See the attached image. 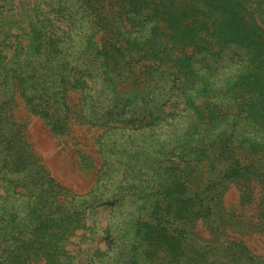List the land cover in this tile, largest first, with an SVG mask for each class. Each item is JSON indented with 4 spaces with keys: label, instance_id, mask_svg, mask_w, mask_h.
Masks as SVG:
<instances>
[{
    "label": "rangeland",
    "instance_id": "rangeland-1",
    "mask_svg": "<svg viewBox=\"0 0 264 264\" xmlns=\"http://www.w3.org/2000/svg\"><path fill=\"white\" fill-rule=\"evenodd\" d=\"M122 2L0 0V264H264V0Z\"/></svg>",
    "mask_w": 264,
    "mask_h": 264
},
{
    "label": "trees",
    "instance_id": "trees-1",
    "mask_svg": "<svg viewBox=\"0 0 264 264\" xmlns=\"http://www.w3.org/2000/svg\"><path fill=\"white\" fill-rule=\"evenodd\" d=\"M126 2H127V0H123V2L121 3V6L119 7L121 10H123V6H124V5H128ZM215 3H216V4H219V5H215V6H212V7L217 8V11H218V12H220V11L223 10V9H224V11H229V10L240 11L239 13H241L242 15L240 16L239 19H237L238 22H239V24L241 23V26L244 25L245 28L248 29V30H249V29H251L252 31H254V30H258L257 27H256V25H255V23L252 22V21L255 19V17H254V13H253V12H251V11H247V10H243V8L240 7L238 4H236V5H232L231 3H230V4L223 3V2L218 3V0H215ZM153 4H154V2L151 1V3H150L149 5H147L146 8H147L149 11H152V9L150 8V5H153ZM224 6H225V7H224ZM252 11H254V9H252ZM123 12H124V13H123V16H125L127 11H123ZM121 23H122V22H121V20H120L119 24L121 25ZM35 36H36L35 31L33 30L32 26L29 25V27H28V31L23 35V38H25L24 41H27V43H28V49H29V50H37L38 54H37L36 57H39V55H40V50H41V43L36 42V38H35ZM18 48H21V47H18ZM100 50H101V51H100V54H102V56H103V57L101 58V61H102V62H106L107 59H108L109 57H107L106 52H105L103 49H100ZM260 76H263V73H262V72H260ZM29 87H33L34 90H35L36 88H39L38 93H40V100H42L43 102L46 101L47 96H48V92H46V91H47L48 89H47V87L44 85L43 82L40 83V84L37 83V82H35V83H33V84H30ZM27 89H28V87H24V88L22 89V91L20 92V97L23 98L24 100H27V101L30 102L28 106H29L30 108H34L35 111H36V114L39 115V116H41V117L45 120V123H46V125L48 126L49 131H50L51 133H54V134H55V133H57V134H61V133H63V125H62V124H58V123L53 122V121L50 119V116H49L45 111H42V110L39 108L38 105H34V104L32 103V101H31L32 98L29 97V93L26 92ZM61 99L63 100L64 97H61ZM66 109L68 110V108H66ZM64 119H66V117H64Z\"/></svg>",
    "mask_w": 264,
    "mask_h": 264
}]
</instances>
